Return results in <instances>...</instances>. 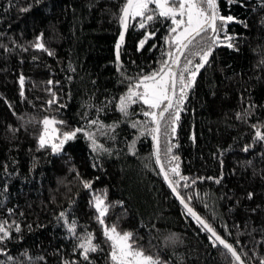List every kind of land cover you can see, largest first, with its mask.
Instances as JSON below:
<instances>
[{"label": "trees", "instance_id": "1", "mask_svg": "<svg viewBox=\"0 0 264 264\" xmlns=\"http://www.w3.org/2000/svg\"><path fill=\"white\" fill-rule=\"evenodd\" d=\"M124 2L0 0V224L8 231L0 264H112L104 235L112 225L162 264H238L167 187L153 152L154 123L144 115L151 109L138 100L120 111L129 88L174 51L166 43L170 20L140 28L137 18L117 60ZM217 6L234 19L185 89L179 120L173 125L166 113L160 122L159 157L179 195L244 264H262L264 140L256 131L264 133V0ZM38 37L47 51L35 47ZM186 59L193 70L200 60L186 53L181 68ZM46 115L64 122L55 124L59 142L63 132L82 131L59 151L41 147ZM177 163L188 178L179 184L170 171ZM97 197L107 208L103 225ZM89 233L99 250L85 260L78 245Z\"/></svg>", "mask_w": 264, "mask_h": 264}, {"label": "snow or ice", "instance_id": "2", "mask_svg": "<svg viewBox=\"0 0 264 264\" xmlns=\"http://www.w3.org/2000/svg\"><path fill=\"white\" fill-rule=\"evenodd\" d=\"M155 7H152V6ZM27 11V9H24ZM120 23L126 30L129 25V20H136L139 18L140 28H145L146 25L159 18H164L171 21L172 27L169 29V37H166V43L174 45V51H168L165 55L167 59H164L158 70L152 72L150 75H143L139 78L138 82L129 88L128 94L120 99V111L127 114V107L129 103H136L138 100L142 101L149 109H159L156 111H146L145 116L151 117L152 122L156 124V127L152 129V132L157 134L153 135V140L156 141V162L160 163L159 157V138L158 133L160 131V122L164 119L165 114L168 113L171 117L172 124L174 125L179 120L180 106L186 99L185 89H190L195 82V77L199 69L203 68L208 63V57L212 54V46L219 43V33L223 31L227 22L233 21L232 16L224 17L219 15L217 0H126L121 9ZM217 21L220 23L218 24ZM211 33V36L207 34ZM154 33L148 34L144 40L140 41V45L143 46L145 41L149 39ZM41 37L37 38L35 47L47 51L44 44L41 41ZM124 40V32H121L119 41L116 45L117 60H119V49L121 43ZM232 47L231 44L228 45ZM195 49V50H193ZM188 53L194 57H199L200 60L195 64L193 70L190 67L193 64L191 59H186L181 68V57H184ZM52 55V53H49ZM181 69L177 72L175 69ZM185 73L188 74V79H185ZM180 84L179 96L177 97V83ZM21 85L24 80L21 77ZM51 83V81H49ZM142 88V91L140 90ZM23 95V93H21ZM53 100L49 101V104L53 103ZM56 123L63 124V121L57 122L53 119L45 117L43 120L44 133L40 136V146L44 147L50 143L49 139V126ZM96 124V121H92ZM133 127H136L134 124ZM82 129H75L70 132H63V139L59 144L52 143L53 151H59L63 147L64 143L73 139L78 132ZM58 129L51 128L52 138H56L55 134ZM172 132H175V127L172 128ZM89 139H93L91 133H86ZM256 137L259 140H264V133L257 129ZM93 146L95 140L93 139ZM168 152H171V147L168 148ZM173 161H178V157L172 156ZM161 171L164 174V179L168 181L169 187L172 191L179 196L176 187L173 186V181L169 178L168 172L164 170L163 164L160 165ZM170 171L176 176H179V180L175 181L179 184L180 180H187V177L180 176L179 165L171 167ZM219 181H217L218 183ZM195 183V181H193ZM185 187L188 185L185 184ZM85 187H90L89 183H85ZM188 199H191L189 197ZM180 202L184 204L187 213L191 215L211 236L209 239H214L219 242L231 256L239 262L244 264L240 255L237 253L236 248L226 242L217 232L206 223L188 204L183 197H180ZM103 201L97 197L95 207L99 211V222L103 225V217L106 215L107 208L102 207ZM64 213H61V217ZM19 227L16 231H19ZM72 230V229H70ZM0 240H4L8 237V231L4 224H0ZM104 235L107 241L110 242L111 252L110 260L112 264H162L160 260L154 258L152 255L146 254L145 250L136 244L133 233L131 232H119L115 225L105 226ZM94 237L92 234H88L82 243L78 247L82 250L83 258L88 259L89 253L99 250V246L93 243ZM11 259V258H9ZM67 264V262H66ZM264 264V262H262Z\"/></svg>", "mask_w": 264, "mask_h": 264}, {"label": "water", "instance_id": "3", "mask_svg": "<svg viewBox=\"0 0 264 264\" xmlns=\"http://www.w3.org/2000/svg\"><path fill=\"white\" fill-rule=\"evenodd\" d=\"M125 2H126V0H125ZM124 2V3H125ZM124 5V4H123ZM125 31V29L123 28V26L120 24V28H119V31H118V33H117V36H116V39H115V42L116 43H118V41H119V38H120V34H121V32H124ZM176 70V69H175ZM160 111V110H159ZM158 111V112H159ZM156 127V124L154 123L153 124V129ZM153 135H157V134H155V133H153L152 132V145H153V152H154V155H155V161H156V141L155 140H153ZM156 164H157V167H158V169H159V171H160V173H161V175H162V177H163V179H164V174H163V172L161 171V167H160V165L162 164L161 163V161H160V163L158 164L157 162H156ZM164 181H165V183H166V185H167V187L169 188V190H170V192L172 193V195L180 202V195L178 196L176 193H174L173 191H172V188L171 187H169V184H168V181H166L165 179H164ZM186 202V201H185ZM181 203V202H180ZM187 203V202H186ZM182 204V203H181ZM188 204V203H187ZM183 205V207L185 208V206H184V204H182ZM188 206L189 207H191L189 204H188ZM192 208V207H191ZM186 209V208H185ZM193 209V208H192ZM194 210V209H193ZM195 211V210H194ZM196 212V211H195ZM197 213V212H196ZM198 214V213H197ZM199 215V214H198ZM200 216V215H199ZM201 217V216H200ZM202 218V217H201ZM204 220V219H203ZM208 234L211 236V233H209L208 232ZM214 238V237H213ZM215 239V238H214ZM218 242V241H217ZM238 264H239V262L238 261H236Z\"/></svg>", "mask_w": 264, "mask_h": 264}, {"label": "rangeland", "instance_id": "4", "mask_svg": "<svg viewBox=\"0 0 264 264\" xmlns=\"http://www.w3.org/2000/svg\"><path fill=\"white\" fill-rule=\"evenodd\" d=\"M178 89H179V88H177V90H178ZM140 90L142 91V88H141ZM151 111H154V109H151ZM45 117H48L49 119H52L49 115H46V116L43 117V120L45 119ZM43 120H42V121H43ZM53 127H55V124L49 126V136L46 137V139H49V140H50V144H52V143L59 144V138H58V140H57V138H54V139L52 138L51 128H53ZM43 133H44V125L42 126V132H41V134L39 135V139H40V136H41ZM55 136H57V134H55Z\"/></svg>", "mask_w": 264, "mask_h": 264}]
</instances>
